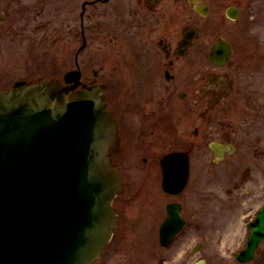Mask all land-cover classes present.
I'll return each mask as SVG.
<instances>
[{
    "label": "rangeland",
    "instance_id": "1",
    "mask_svg": "<svg viewBox=\"0 0 264 264\" xmlns=\"http://www.w3.org/2000/svg\"><path fill=\"white\" fill-rule=\"evenodd\" d=\"M13 1L16 0H6L7 3ZM19 1H36L38 8L43 3V0H18L13 7L20 5ZM85 1L90 0H50L52 11L49 14L46 11L33 20L32 23L38 26L34 30L36 44L33 46L38 63L34 65L39 73H43L39 76L43 75L44 80L62 79L68 70L76 67L75 55L82 44L81 11ZM163 1L167 8L172 3V0ZM249 1L253 0H202L201 4L207 3L210 7L208 15L201 16L191 11L193 19L187 21V4L182 0L178 8L180 13L175 9V16L180 14L179 24L185 26L188 22L198 27L200 55L208 60L212 45L222 36L238 32L240 24L244 23L243 18L248 19L243 16L240 21H231L226 17L227 9L233 5L247 7ZM113 8L114 0L87 7L83 22L87 47L79 56L84 79L103 83L109 104L147 103L144 96L115 94L116 82L121 80L116 72L117 52L111 42L115 18ZM5 15L1 9L0 17ZM15 24L14 28L23 30L20 20ZM3 27L4 23L0 21V67H11L12 77L6 82L0 79V84H9L21 80L22 52L27 45L24 41L5 38ZM32 27L28 29L33 32ZM51 32L52 38L46 41ZM251 35L253 41H250L252 38L244 41L246 51H252L251 47L257 44L261 56L255 58L247 54L242 59L235 56L229 64L215 68V72L229 75L234 91L217 106L222 111L219 118L202 124L198 117L200 138L193 136L195 125L184 122L178 125L176 119L168 116L165 123L162 122L156 155L163 158L168 153L185 150L184 147L191 148V176L185 191L177 196L165 193L160 167L151 171L152 175L126 176L123 190L114 200V203H126V206L111 244L94 264H194L201 259L206 264H264V240L252 261L240 263L236 259L248 243L249 224L264 206V41L260 43L254 29ZM32 41L28 39L27 44H33ZM95 72L99 74L97 77ZM122 75L128 77L126 70ZM201 95L190 96L185 101L178 96L166 97L165 100L158 96L153 102L183 108L192 98L205 103ZM203 110L202 107L199 109L198 116ZM206 127L210 133L205 132ZM203 132L206 133L204 138ZM211 141L232 142L236 150L215 162L214 152L209 147ZM192 142L196 144L195 148L191 147ZM149 167H154L153 163H149ZM171 202L182 205L186 225L172 245L165 248L159 242V228ZM197 245H202V248L193 253Z\"/></svg>",
    "mask_w": 264,
    "mask_h": 264
},
{
    "label": "water",
    "instance_id": "2",
    "mask_svg": "<svg viewBox=\"0 0 264 264\" xmlns=\"http://www.w3.org/2000/svg\"><path fill=\"white\" fill-rule=\"evenodd\" d=\"M197 9L206 16L209 6ZM227 14L237 18L235 8ZM230 56L231 46L223 41L210 55L218 65ZM65 81L74 84L52 79L0 89V264H92L113 237L112 203L122 179L109 149L120 143L118 126L100 86L76 91L79 71L66 74ZM211 148L216 161L234 151L216 142ZM161 165L164 191L183 192L189 155L170 153ZM184 225L181 205L168 204L160 244L169 247ZM249 227L248 243L236 255L240 263L252 261L264 240V206Z\"/></svg>",
    "mask_w": 264,
    "mask_h": 264
},
{
    "label": "flooded vegetation",
    "instance_id": "3",
    "mask_svg": "<svg viewBox=\"0 0 264 264\" xmlns=\"http://www.w3.org/2000/svg\"><path fill=\"white\" fill-rule=\"evenodd\" d=\"M49 1L43 0L42 7L38 8L36 7V1L30 3L19 1L20 5L13 7L18 4V0L12 3L0 0V10L3 9L6 14L0 17V21L4 23L3 35L5 38L24 41L27 45L24 52H22L24 61L21 62L20 75L22 77L19 81L29 84L44 81V76H39L43 73H39L35 68L36 65H34L38 63V56L34 55L33 47L36 44L34 43L36 42V39L34 41V32L38 26L32 22L40 15H44L46 11V14L52 11L49 7ZM110 1L90 0L82 4L80 30L82 44L75 55L76 67L66 73L75 69L80 72V84L76 90L100 86L104 92L106 110L113 114L117 122L120 139V144L117 147L109 149V157L113 166L117 167L120 172L123 190L126 176L133 174L148 175V173L152 175L151 171L161 168L162 157L156 155L155 150L158 146L161 125L165 123L167 116L173 120L176 119L178 125L183 122L191 126L195 125L193 136L197 139L201 137L198 129V117L202 124L212 123L214 118H219L222 111L217 106H220L226 95H230L234 91V83L229 75L215 72V68L224 67L235 56H238L239 59L246 57L247 54H252L255 58L261 56L260 47L257 44L251 47L252 51H246L244 41H248L249 38H252L250 41H253L254 38L251 35L253 29L256 35L259 36L260 43L264 41V0L249 1L247 7L243 5L229 7L235 8L237 11V18L234 20L226 14L229 20L237 22L243 16L248 17V19L243 18L244 23L240 24L238 32L233 31V33L226 34L217 41L226 42L231 46V56L222 66L215 64L210 57L212 48L217 42L212 45L207 60L205 56L200 55L202 50L198 45L200 40L198 27L193 23L187 22L185 26L178 23L180 14L176 17L175 9L178 10L182 0H172L168 8L163 0H126L125 2L114 0L113 15L115 18L111 29V42L117 52L116 72L117 77L121 80L116 82L115 94L139 95L148 99V102L144 104L125 106H121L117 102L109 104L106 86L97 82V80L84 79V70L79 63V56L87 47L83 24L87 7L101 3L105 4ZM184 1L187 4L185 10L187 21H190L193 19L190 12L193 11L199 14L197 8L201 5L202 0ZM178 11L180 13V10ZM247 12H249L248 15H246ZM34 14L35 17H33ZM166 18L168 19L167 26ZM16 20L21 21L23 30H17L13 27L16 25ZM29 27H32L33 32L28 29ZM51 31L53 30L51 29ZM45 34L48 36L47 31ZM52 35L53 32L49 33V38H45L46 41H49ZM30 38L33 40L31 45L27 44ZM83 45H85L84 48H82ZM12 52H15V50ZM252 56L250 55V57ZM125 70L128 77L122 75ZM10 71L11 67H0V79L5 82L7 79H11L12 72ZM94 75L97 77L99 74L95 72ZM5 82L0 84V89H10L18 81L9 84H5ZM66 85L68 87L72 86L70 83ZM198 93L202 94L201 100L205 103H200L197 98H192L189 103L184 104L181 108L175 104L153 102L154 97L158 96L162 97L160 100H165L166 97L178 96L182 101H185L190 96L198 95ZM201 107L204 110L198 116ZM208 128L206 127V133H210ZM205 132H203L202 138L206 137ZM212 142L214 141L209 143V147ZM218 143L223 145L232 144L234 150H236V145L232 142L218 141ZM195 146L196 144L192 142L191 147L195 148ZM184 149L178 151L188 153L191 160V148L184 147ZM226 154L227 152H224L223 159ZM214 161H216L215 158ZM149 163H153L154 167H149ZM125 206L126 203H113L117 215V226Z\"/></svg>",
    "mask_w": 264,
    "mask_h": 264
}]
</instances>
